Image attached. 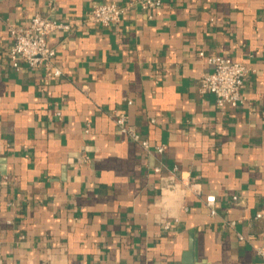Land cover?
<instances>
[{
	"label": "crops",
	"instance_id": "crops-1",
	"mask_svg": "<svg viewBox=\"0 0 264 264\" xmlns=\"http://www.w3.org/2000/svg\"><path fill=\"white\" fill-rule=\"evenodd\" d=\"M123 1L0 0V264H262L264 0H162L87 24ZM35 14L70 25L48 38L58 78L8 60V27ZM209 56L250 69L241 105L199 91ZM181 176L202 194L160 205Z\"/></svg>",
	"mask_w": 264,
	"mask_h": 264
},
{
	"label": "built area",
	"instance_id": "built-area-1",
	"mask_svg": "<svg viewBox=\"0 0 264 264\" xmlns=\"http://www.w3.org/2000/svg\"><path fill=\"white\" fill-rule=\"evenodd\" d=\"M161 4L162 0H125L121 3H101L92 7L86 21L87 24L92 26L107 28L118 24L124 15L133 10L153 11L159 8ZM69 29L70 25L44 18L39 14L33 15L23 27L10 25L8 33L12 44L8 50L7 57L11 67L17 72L23 69H41L45 78L60 77L61 71L55 65L56 50L49 44L48 38L55 31ZM199 56L203 58L204 54L200 52ZM206 61L212 66V71L202 76L199 83V91L202 94H211L219 108L225 105H230L231 107L241 105L244 100L242 88L246 77L251 72L250 69L229 57L209 56ZM115 124L133 142L139 143L145 150H149L148 141L143 140L128 125L127 117L123 113L115 115ZM162 151V147H157L158 153ZM161 185L160 205H164L169 200L180 203L187 196H200L202 194L201 184L197 176H181L177 181L172 177H166L162 179ZM203 199L209 215L214 216L216 214L215 196L207 194L204 195ZM235 199L233 197V200ZM183 208L187 210V207L183 206ZM256 217H261V215L258 214ZM170 226L171 223L169 221H166L163 225L165 229H169ZM259 254L262 264H264V251H260Z\"/></svg>",
	"mask_w": 264,
	"mask_h": 264
}]
</instances>
